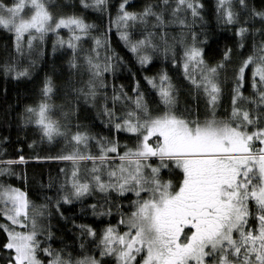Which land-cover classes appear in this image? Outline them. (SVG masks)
<instances>
[{"label":"snow or ice","instance_id":"1","mask_svg":"<svg viewBox=\"0 0 264 264\" xmlns=\"http://www.w3.org/2000/svg\"><path fill=\"white\" fill-rule=\"evenodd\" d=\"M111 7L109 0H78V6L0 0V32L11 41L0 61L5 79H32L52 33L53 56L57 45L71 50L69 75L88 74L80 87L69 83L77 105L82 98L108 127L100 135L77 121L73 131L71 100L67 109L59 108L63 119L56 116L53 79L45 75L38 102L25 105L20 123L32 125L41 142L62 139L68 145L54 156L34 158L68 161L70 167L59 169L49 185L55 193L42 194L37 203L8 180L17 161L0 157V264H264V6L214 0L211 11L217 25L231 31L230 44L206 29L205 0H159L140 11L119 0L114 17ZM89 10L109 15L133 66H140L128 91L113 87L111 105L104 74L125 61L103 34H93ZM173 26L179 31L170 36ZM129 28L140 29L138 38ZM60 29L67 30V40ZM89 39L92 46L84 51L82 42ZM100 48L107 53L103 61ZM157 57L183 70L195 107L181 109L179 85L166 71L147 74ZM229 81L230 108L221 112ZM120 133L130 142L123 150ZM76 203L105 226L98 230L66 217L62 206ZM52 208L71 219L72 245L61 241L62 247L53 248Z\"/></svg>","mask_w":264,"mask_h":264},{"label":"trees","instance_id":"2","mask_svg":"<svg viewBox=\"0 0 264 264\" xmlns=\"http://www.w3.org/2000/svg\"><path fill=\"white\" fill-rule=\"evenodd\" d=\"M69 4H77L78 0H64ZM119 0H109L111 15L115 16V5ZM209 5L206 10L204 25L206 29L211 33L215 31V35L220 37L222 42L223 38L227 37V43L232 42V33L223 26H218L215 20V15L211 11V6L214 4V0H205ZM157 4L159 0H129L130 11H140L147 4ZM251 4H254L257 8L264 6V0H250ZM67 11H72L68 9ZM89 23H93L96 27L93 30V34H103L106 40V45L110 47L112 52L118 54L124 58L125 63L121 65L117 71L113 73H105L107 78V93L109 96L108 104L111 105V96L113 93V87L119 88L124 86V90L128 91L132 86V72L139 73L140 66L134 65V61H131V55L125 48L123 42L118 35V28L115 25L110 24L109 15L106 13L103 16L89 10L87 13ZM199 31V26L196 28ZM128 31L132 34L133 38H138L140 35V29L129 28ZM178 29L173 27L169 28V34L177 35ZM61 36L67 40L68 32L66 29L58 30ZM56 37L52 33H49L45 39V56L38 62L37 67L33 71L32 79L12 80L11 78L5 79L2 73H0V157L16 160L13 165L16 175L8 178L9 182L21 190L26 191L31 201L40 203L42 202V194L53 195L56 191V187H49L50 183L54 181L59 173V169L69 166L68 161H57L53 159H36L34 157H46L54 156L61 151L67 150L68 145L60 139L58 142L48 143L41 142L38 134L33 131L32 125H23L20 123V113L23 111L25 105L38 102L40 96L41 83L46 74L51 75L54 84V93L52 96V103L57 106L56 116H60L63 119L62 114L59 112L60 106L68 107V102L71 100L72 107L75 109L69 116L72 130H75V125L79 121L82 130H88L92 133H99L100 135L108 134V127H106L97 116V110L95 108L86 105L81 98L77 105L73 94L70 92L69 83L74 84L77 87L82 86L88 79L87 73H75L69 75V68L67 60L71 56V50L67 48V44L63 48L57 45V52L53 56L52 44ZM10 38L7 33L0 32V61L7 58L8 53L11 51ZM26 43V41H25ZM91 40L82 42L81 47L84 51L91 48ZM179 47V45H177ZM100 59L103 61L104 56L107 54L104 48H100ZM238 59V58H237ZM22 63H27L23 60ZM154 67L149 71L148 75H154L160 70H164L172 78L174 84L179 85V104L181 109L191 104L196 106L197 100L194 98V94H190L189 89L191 85L188 81L183 79V70L177 67H173L170 61H165L162 58L154 59ZM247 77L242 91L247 96L251 93L250 88V71H247ZM138 79L143 81V76L139 75ZM230 81L224 86V94L221 100V112L225 108H230ZM149 91L151 89L149 88ZM129 95L131 93L129 92ZM201 110H203V101L200 102ZM121 107L117 104V109ZM128 136L127 133H120L118 136L121 150L125 143H130L125 139ZM3 137L8 139L5 141ZM35 141V143H33ZM23 156L25 159L23 162H19L18 157ZM62 179V177H61ZM82 204L76 203L73 205H63L61 211H63L66 217L75 219L76 223H89L93 224L98 230L102 229L105 225L99 222V219L92 217L91 215L85 216L81 208ZM51 211L53 215L51 217V227L54 233L53 236V248H59L64 244L72 245L75 240V232L71 223V219L66 221L61 219L60 215L55 212V208ZM105 221L109 218L104 217ZM95 221V223H93ZM115 223V220L112 221ZM3 239V237H0Z\"/></svg>","mask_w":264,"mask_h":264}]
</instances>
